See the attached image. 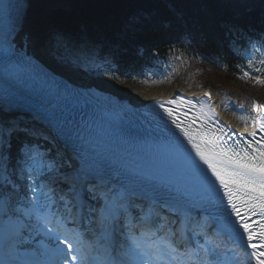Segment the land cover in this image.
Returning a JSON list of instances; mask_svg holds the SVG:
<instances>
[{
  "label": "snow or ice",
  "instance_id": "snow-or-ice-1",
  "mask_svg": "<svg viewBox=\"0 0 264 264\" xmlns=\"http://www.w3.org/2000/svg\"><path fill=\"white\" fill-rule=\"evenodd\" d=\"M19 8L20 4L14 0H0V14L18 11ZM2 53L4 56L17 54L11 44ZM260 63L264 64V60ZM243 77L249 78V73L244 72ZM255 82L264 84V77H257ZM57 93L63 97L74 95L66 85L62 91L58 85ZM179 100L184 102L182 97ZM169 103L176 104L177 100ZM160 107L170 118L174 116V110L165 108L163 104ZM205 107L201 105V115L207 120L210 117L203 111ZM253 108H264V105L253 102ZM44 114L49 130L25 129L24 133L30 139L19 149V179L29 181L23 195L14 179L15 170L9 171L12 133L0 129V264H69V258L76 264H229V258L223 254L219 243L209 247L185 238V231L190 230L194 235L203 234L208 239L211 227L207 221L215 219L214 213L218 208L211 200L206 204L193 201L191 193L178 181L152 180L139 192H129L123 186L119 190L113 188L102 193L103 203L98 207L86 206L85 192L95 193L98 187L96 179L103 183V178L98 169L85 160L81 172L89 187L78 191L65 176L62 182L67 192L61 191L57 196L56 189L49 187V182L44 179L58 171L52 157L53 142L59 136L67 138L73 132L78 133L79 129L54 112L44 110ZM172 122L219 182L231 213L237 217L239 227L247 236V247L252 251H245L242 256L240 252H234L235 264H250L253 260L255 264H264V222L258 229L253 227L254 221L249 222L252 215H259L264 220V137L260 141L246 142L244 147H230L206 127L193 133L191 123L182 127L177 119ZM258 124L264 129V115ZM46 158L50 160L46 161ZM133 196L147 202L139 206L141 212L145 207L148 209L147 216L142 215L140 220L142 227L147 221L155 231L150 230L146 234L155 236L156 232L167 227L174 239L161 240L159 244H142L129 231L126 238L130 243L115 244L116 226L121 216L133 207L129 202ZM202 213L206 215L201 219ZM172 225L180 227L173 228ZM121 228H127V225H121ZM235 235L233 233V237ZM86 237H100L110 242L104 247V260L98 259L97 248L87 242ZM253 240L259 242L253 243Z\"/></svg>",
  "mask_w": 264,
  "mask_h": 264
},
{
  "label": "trees",
  "instance_id": "trees-1",
  "mask_svg": "<svg viewBox=\"0 0 264 264\" xmlns=\"http://www.w3.org/2000/svg\"><path fill=\"white\" fill-rule=\"evenodd\" d=\"M259 22L264 27V0H66L47 10L44 28L77 43L84 39L124 78L177 51L226 79L252 70L255 81L264 73L253 72L245 55L254 41L264 51ZM9 151L11 164L18 146Z\"/></svg>",
  "mask_w": 264,
  "mask_h": 264
},
{
  "label": "rangeland",
  "instance_id": "rangeland-1",
  "mask_svg": "<svg viewBox=\"0 0 264 264\" xmlns=\"http://www.w3.org/2000/svg\"><path fill=\"white\" fill-rule=\"evenodd\" d=\"M64 2V0H40L38 2V17L34 24V39L39 40L40 48L50 63L59 66L70 74L79 75L82 79L93 81L96 84H105L121 91L131 92L130 96H143L153 91L168 92L178 85L185 89H201L209 86L214 87L216 93L233 100L235 103L243 97L251 94L264 98V87H257L237 79L233 83L225 81L222 75L212 73H197V68H192L187 59L180 56L172 58L167 69L158 78L150 82L124 83L112 78L104 77L96 73V60H85L79 56H72L69 48L64 44V38L60 35H42L41 27L46 18V8L51 5ZM44 33V32H43ZM64 40V41H63ZM0 129H3L0 126ZM65 173V172H64ZM64 173H60L64 176ZM58 174L54 175L57 177Z\"/></svg>",
  "mask_w": 264,
  "mask_h": 264
},
{
  "label": "bare ground",
  "instance_id": "bare-ground-1",
  "mask_svg": "<svg viewBox=\"0 0 264 264\" xmlns=\"http://www.w3.org/2000/svg\"><path fill=\"white\" fill-rule=\"evenodd\" d=\"M40 0H27V7L25 10V14H24V19H23V24L25 26V33L33 36L34 33V24L36 22V19L38 17V2ZM66 0H64L65 2ZM64 2H60L64 3ZM54 5L49 6L48 8H46V11L48 9H50V7H52ZM57 71L62 72L67 74L69 77H73V74H70L68 71L63 70L61 68H58ZM78 77V76H77ZM87 80H84L82 82H86ZM89 83H94V82H90L87 81ZM100 87L102 89L105 90H109V91H113L115 93H117L118 95H120L121 97H131L130 94L131 92L128 91H121L118 90L116 88H112L109 87L105 84H100ZM181 91V87L178 85L177 87L171 89L168 92H156L153 91L151 93H148L146 95L141 96L140 98L142 99H147V98H151V97H161V96H170L173 95L175 93H180ZM187 92L189 94H192L193 96H199V97H205L207 98L212 105L217 108L219 114L222 116L223 119H225L226 121H229L231 123H233L236 126H239L242 129H245L246 127H248V124L253 122L255 119H257L259 117L260 114V108H256V111H251L250 105L252 100H256L258 102V105H264V98L260 97L259 95H251L248 103H245L243 107H238V103L236 104L234 101L232 100H226L223 98L222 94H218L214 91V87L209 86L207 88H201L199 90H193V89H189L187 90ZM205 93H208L207 96H205ZM247 101V100H246ZM238 111H244V115H238ZM240 116V117H239ZM239 117V118H238ZM77 162L74 158L71 159V167H69L65 174L67 177H72L73 179H75L76 174H78V171L81 170V168L79 167V165H77ZM106 183H108V186L106 188V190H111L113 188L116 189V185H114L112 180H108L106 181ZM96 184L98 186H104V181L103 183H101V180H97ZM239 257H236V260H238Z\"/></svg>",
  "mask_w": 264,
  "mask_h": 264
}]
</instances>
